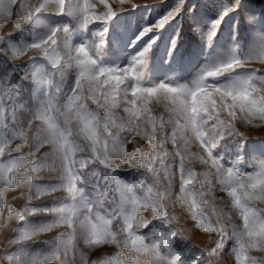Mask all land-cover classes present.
<instances>
[{
    "label": "snow or ice",
    "instance_id": "1",
    "mask_svg": "<svg viewBox=\"0 0 264 264\" xmlns=\"http://www.w3.org/2000/svg\"><path fill=\"white\" fill-rule=\"evenodd\" d=\"M120 2L123 4L124 0ZM101 3L107 9L101 13L95 11V5L89 0H36L27 9L21 3L18 7L23 14L15 20L14 30L47 11L72 17L78 28L86 31L93 21L106 22L117 14L107 0H101ZM17 4L18 0H0V17L13 19V7ZM182 4L183 0L155 25L145 28L140 37L158 31L174 19ZM218 24L219 21L213 22V30L207 33L209 40L215 35L214 29ZM66 34H70L69 26L57 27L46 38L23 50L13 49V57L32 52L34 56L46 57L53 66L74 65L78 75L71 90L63 94V103L56 102L57 95L49 94L37 110L22 119L14 106L10 107L11 114H7L9 106L6 105L10 97L0 94V190L15 187L21 182V176L28 182L36 180L39 169L48 161L61 173L60 182L48 189L52 193L60 190L67 194L75 193L79 175L73 166L83 169L93 161L109 169L122 166L142 168L151 176L131 185L115 184L98 193L100 201L109 200V194H112L114 207L108 215H85L76 219L63 209L33 207L20 212L13 209L9 215H15L26 225L31 215L58 213L59 219L55 223L39 231L48 232L63 224L72 229V233L79 229L85 245L110 243L126 250L123 256L117 252L103 264H141V261L144 264H183L180 256L171 252L170 240L177 236L187 237L173 223L165 204L171 196L173 179L178 175L177 198L188 207L192 219L196 221L195 227L202 228L205 233H219L221 237L213 247L203 250L195 261V264H212V258L219 254L222 247L223 237L229 235V225L223 222L225 214L222 211L217 212L215 208L211 212L205 211L209 207L205 185L211 186L212 180L208 179L209 173H204L203 179H197L198 173L191 164V160L196 158L213 170L210 174L218 182L220 191L227 193L232 206L239 210L242 223L231 225L230 234L237 245L233 249L234 264H264V255H251L253 249L264 254V160L254 163L256 170L242 173L235 166L226 167L214 155V149L225 135L245 136L237 127L238 119L253 127L264 128V74H256L254 66L257 62L264 66V38L244 58L234 50L226 61L203 71L191 85L159 83L142 86L135 66L142 63L155 38L133 57L131 65L109 68L99 67L84 45L72 47L65 42L62 50L59 42ZM9 35L0 36V43ZM178 39L179 36L173 39V46ZM245 67L252 68L253 74L235 84L220 87L207 82ZM154 98L166 102V116L153 115L149 105ZM89 101L97 110L90 109ZM114 109H122L126 115L117 116ZM137 136L148 141L150 152L128 151L127 145L133 143ZM74 138H82L84 143H77ZM30 140L29 152L25 156L20 149ZM193 143L201 154L191 150ZM169 144L175 146L172 151H169ZM45 146L50 151L41 154ZM14 152L19 155L4 162L5 156ZM77 152H87V157L77 160ZM169 157L180 162L179 171L175 174L169 171ZM21 168H26V171L21 173ZM162 172L168 181V187L163 189L158 187ZM142 210H150L153 219L167 222L170 225L167 235L159 234L158 239L146 242L139 229L147 227L151 220L141 215ZM36 233L28 227H18L17 234L8 239V244L20 245ZM67 256L66 244L44 256L29 255L21 246L20 249L6 248L5 254L0 256V264H65ZM81 262L88 264L83 254Z\"/></svg>",
    "mask_w": 264,
    "mask_h": 264
},
{
    "label": "rangeland",
    "instance_id": "2",
    "mask_svg": "<svg viewBox=\"0 0 264 264\" xmlns=\"http://www.w3.org/2000/svg\"><path fill=\"white\" fill-rule=\"evenodd\" d=\"M89 2L95 5L97 13L107 10L101 0ZM21 3L27 9L29 5H34L36 0H18L17 6L13 7V19L0 17V36L11 34L0 43V94L10 97L6 105L9 106L7 114H11L10 107L14 106L21 119L37 110L49 94L57 95L56 102L63 103V94L68 93L74 86L78 75V69L74 65L53 66L46 57L34 56L32 52L15 57L11 55L13 49L23 50L26 46L46 38L51 30L57 27L67 25L70 28V34H66L59 42L62 50L65 42L72 47L84 45L99 67L122 68L131 65L133 57L155 38V43L142 58V63L135 66L136 72L140 74L142 86H155L159 83L172 86L191 85L203 71L226 61L234 50L244 58L264 38V0H183L181 11L174 19L158 31L147 33L143 37H140V34L145 28L155 25L180 5L181 0H124L123 4L120 0H107L117 14L106 22L93 21L86 31L80 30L72 17L47 11L37 14L20 29L14 30L15 20L23 14L18 7ZM136 4L139 6H132ZM225 12L228 14L224 15ZM214 21H219V24L214 29L215 35L209 40L207 33L213 30ZM177 36L179 39L173 46L172 41ZM138 37L140 39H137ZM61 55L63 56V51ZM254 66L257 69L256 74H264V66L258 62ZM253 71L248 67L239 68L207 82L224 87L247 78ZM165 103L154 98L149 105L153 115L166 116ZM89 107L91 110H97L91 101ZM113 111L117 116L126 115L122 109ZM237 127L245 136L225 135L214 149V155L221 159L226 167L235 166L242 173H249L256 170L254 163L264 160V128L253 127L242 119L237 120ZM74 139L77 143H84L82 138ZM30 144L31 140L20 149L25 156L28 155ZM127 148L130 153L138 150L144 154L151 150L148 141L142 136H137ZM168 148L172 151L175 146L169 144ZM191 150L201 154L195 143ZM47 151L50 149L45 146L41 154ZM18 155L16 152L7 154L4 162ZM82 157H87V152L76 153L77 160ZM191 164L198 173L197 179H203V174L209 173L208 179L212 180L211 186L205 185V198L209 201V207L205 208V211L211 212L212 208L217 212L222 211L225 214L223 222L229 225V235L223 237L222 247L219 254L212 258V264H234L233 249L237 245L235 238L230 234L231 225L242 223L239 210L232 206L227 193L220 191L218 182L210 174L213 170L196 158L191 160ZM73 167L78 170L79 175L77 191L73 194H67L63 190L55 193L48 191L60 182L61 176L51 161L39 169L36 180L28 182L21 176V182L15 187L0 190V256L5 254L6 248L20 249L21 246L29 255L44 256L63 244L68 246L65 264H82L81 254L88 264H103L117 252L121 256L126 253V250L118 249L110 243L85 245L79 229L72 233V229L63 224L51 231L40 232L39 229L59 219L58 213L42 212L31 215L26 225L15 215H9L13 209L20 212L32 207L63 209L76 219H82L85 215H108L114 207L111 202L112 194H109V200L100 201L98 193L115 184L131 185L151 176L142 168L122 166L109 169L96 161L83 169H78L76 165ZM168 168L170 173H177L180 168L179 160L169 157ZM25 171L26 168L20 169L21 173ZM158 187H168L163 172ZM178 195L177 175L173 179L171 196L166 199L165 204L173 223L187 239L180 236L171 238L170 250L180 256L183 264H195L202 251L213 247L214 242L219 241L221 237L219 233H205L202 228L195 227L196 221L192 219L188 207L177 198ZM141 215L151 220L147 227L139 229L146 242L151 243L158 239L159 234L167 235L170 230L167 222L153 219L150 210H142ZM18 227H28L37 233L31 239L22 241L20 245H9L8 239L14 238ZM113 230H116V222L113 224ZM251 255L260 257L264 254L253 249ZM141 264H144V261H141Z\"/></svg>",
    "mask_w": 264,
    "mask_h": 264
}]
</instances>
